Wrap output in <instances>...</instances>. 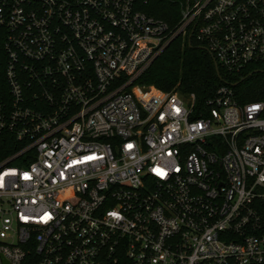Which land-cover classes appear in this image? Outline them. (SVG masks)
Wrapping results in <instances>:
<instances>
[{
  "label": "built area",
  "instance_id": "1",
  "mask_svg": "<svg viewBox=\"0 0 264 264\" xmlns=\"http://www.w3.org/2000/svg\"><path fill=\"white\" fill-rule=\"evenodd\" d=\"M155 1L0 0V264H264V100L136 82L264 63V0Z\"/></svg>",
  "mask_w": 264,
  "mask_h": 264
},
{
  "label": "trees",
  "instance_id": "2",
  "mask_svg": "<svg viewBox=\"0 0 264 264\" xmlns=\"http://www.w3.org/2000/svg\"><path fill=\"white\" fill-rule=\"evenodd\" d=\"M158 7L156 16L169 20V12L178 16V5L169 0L152 2ZM258 70H261L259 72ZM139 84L154 85L163 91L177 90L182 94L194 93L199 102L211 96L218 87L235 82L234 89L240 102L264 100V63L250 65L239 75H227L219 68V76L211 54L191 41L179 37L152 62L136 80ZM6 153L0 147V158ZM264 218V202L261 204Z\"/></svg>",
  "mask_w": 264,
  "mask_h": 264
},
{
  "label": "water",
  "instance_id": "3",
  "mask_svg": "<svg viewBox=\"0 0 264 264\" xmlns=\"http://www.w3.org/2000/svg\"><path fill=\"white\" fill-rule=\"evenodd\" d=\"M213 63H214V67H215V69H216V72H217V74H218V76H219V70H218V67H217V65H216V63L213 61ZM259 72H261V70H258Z\"/></svg>",
  "mask_w": 264,
  "mask_h": 264
}]
</instances>
